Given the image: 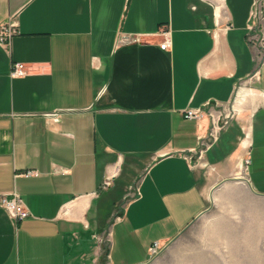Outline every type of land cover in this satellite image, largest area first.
Wrapping results in <instances>:
<instances>
[{
	"label": "crops",
	"instance_id": "obj_1",
	"mask_svg": "<svg viewBox=\"0 0 264 264\" xmlns=\"http://www.w3.org/2000/svg\"><path fill=\"white\" fill-rule=\"evenodd\" d=\"M260 9L0 0V26L17 31L0 44V197L17 192L31 213L15 221L0 202V264H152V244H173L212 201L264 203ZM16 62L25 73L13 77ZM229 104L234 121L204 147L208 120L185 112Z\"/></svg>",
	"mask_w": 264,
	"mask_h": 264
},
{
	"label": "rangeland",
	"instance_id": "obj_2",
	"mask_svg": "<svg viewBox=\"0 0 264 264\" xmlns=\"http://www.w3.org/2000/svg\"><path fill=\"white\" fill-rule=\"evenodd\" d=\"M231 107V104L208 105L203 109L202 118L208 120L204 147L219 142L222 134L229 129L236 117ZM210 112L216 118L220 115V126L215 137L211 135L213 125ZM197 156V153L190 156L195 164L200 158ZM211 191V194L214 193V189ZM250 205H253V216L249 215ZM263 211L264 203L257 198H254L253 202L241 197L237 201H230L228 198L212 201L205 216L181 234L173 244L167 248L163 247L153 256L152 264H169L172 257L183 258L184 264H264V218L261 216ZM103 249L104 261L107 258L105 244Z\"/></svg>",
	"mask_w": 264,
	"mask_h": 264
},
{
	"label": "built area",
	"instance_id": "obj_3",
	"mask_svg": "<svg viewBox=\"0 0 264 264\" xmlns=\"http://www.w3.org/2000/svg\"><path fill=\"white\" fill-rule=\"evenodd\" d=\"M260 18H264V11L262 9L258 10L257 14ZM16 24L14 22H9L0 26V44L8 45L11 38L14 34H16ZM163 40L160 43V48L165 50L169 47L170 44V36L168 31L163 32ZM139 37L136 35H130L126 33H120L118 37L119 44H126L138 41ZM25 73V67L23 63L16 62L13 64L11 68V76H21ZM203 111L204 110H192L189 109L185 112V116L190 119L200 120L203 119ZM212 119L213 131L211 133L212 137H215L216 130H218L219 126L218 121L220 119V115L217 118L214 116L212 112L209 113ZM54 116H56L54 114ZM249 161L246 160L245 164H248ZM36 172L29 171L26 174H34ZM111 182L109 179H104L101 183V187L105 188L110 186ZM0 202L6 209V211L15 219V221L22 220L27 218L31 215L30 211L28 210L27 206L25 205L23 199L21 198L20 194L17 192H13L10 195H2L0 197ZM162 249V246L159 244L158 241H155L152 246L150 247L149 251L151 256H156Z\"/></svg>",
	"mask_w": 264,
	"mask_h": 264
},
{
	"label": "bare ground",
	"instance_id": "obj_4",
	"mask_svg": "<svg viewBox=\"0 0 264 264\" xmlns=\"http://www.w3.org/2000/svg\"><path fill=\"white\" fill-rule=\"evenodd\" d=\"M243 95H244L243 91L240 90V91L238 92L237 100H238V101L241 100V97H242Z\"/></svg>",
	"mask_w": 264,
	"mask_h": 264
}]
</instances>
